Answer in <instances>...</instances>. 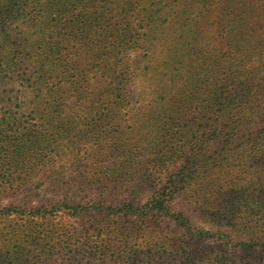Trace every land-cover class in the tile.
<instances>
[{
  "label": "trees",
  "instance_id": "obj_1",
  "mask_svg": "<svg viewBox=\"0 0 264 264\" xmlns=\"http://www.w3.org/2000/svg\"><path fill=\"white\" fill-rule=\"evenodd\" d=\"M241 3L0 0V89L13 85L24 66L30 90L23 91V99L33 95L29 103L17 101L16 106L29 104L49 113L76 108V98L88 95L85 90L91 86L78 61L80 51L94 43L99 59L107 63L99 66L106 78L103 84L98 81L102 86L92 97L99 103L112 99L113 110L132 114L130 130L138 135L147 130L143 143L152 161L179 159L151 202L163 208L168 193L191 182L195 203L220 204V191L215 190L216 181L208 179L207 167L225 168L209 161L210 146L217 155H226L228 147L250 145L254 157L264 148V55L258 60L256 56L264 38L261 45L257 17L247 9L250 5ZM65 10L68 17L63 16ZM138 77L147 87L146 101L134 94ZM9 94H0L1 104H14ZM144 229L105 221L88 238L97 242L103 232L110 238L100 240L98 251L109 247L111 254L135 252Z\"/></svg>",
  "mask_w": 264,
  "mask_h": 264
},
{
  "label": "rangeland",
  "instance_id": "obj_2",
  "mask_svg": "<svg viewBox=\"0 0 264 264\" xmlns=\"http://www.w3.org/2000/svg\"><path fill=\"white\" fill-rule=\"evenodd\" d=\"M238 1L257 17L262 45L264 0ZM259 55L262 46L257 60ZM78 61L91 86L88 95L76 98V108L49 113L16 106L33 95L23 99L30 90L24 66L13 85L0 89L15 104L0 103V264H264V148L254 157L250 145L226 146V155L210 146L209 161L225 168L207 167L221 203H195L188 182L157 208L152 198L179 159L152 161L143 143L147 130L131 131L130 112L113 110L112 99L99 103L92 97L106 78L100 75L107 61L99 59L98 46H84ZM141 80L132 88L146 101ZM105 221L144 227L139 251H98L100 240L110 237H88Z\"/></svg>",
  "mask_w": 264,
  "mask_h": 264
}]
</instances>
